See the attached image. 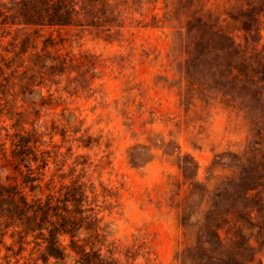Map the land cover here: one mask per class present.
I'll return each mask as SVG.
<instances>
[{"label":"trees","instance_id":"trees-1","mask_svg":"<svg viewBox=\"0 0 264 264\" xmlns=\"http://www.w3.org/2000/svg\"><path fill=\"white\" fill-rule=\"evenodd\" d=\"M205 5L199 3L197 25L216 27L226 19L223 12ZM124 8L115 0H0L3 264H154L143 237L134 236L122 246L110 222L104 221L103 212L117 204L118 193L86 177V159L67 164L72 147L62 152L65 144L89 146L94 139L86 130L80 133L83 121L67 107L53 114L64 98L58 89H50L65 75L70 95L84 86L91 90L97 75L92 53L62 50L67 31L60 29L79 26L111 33L123 27ZM261 18L264 6L256 20ZM14 28L16 35L4 40ZM191 29L187 25L182 36ZM39 36L44 37L42 45ZM228 38L225 48L239 62L224 64L222 86L239 85L245 96L262 99L260 106L223 102L230 113L242 114L246 143L238 152L215 155L203 180L193 157L178 155L182 181L172 184L178 187L175 207L184 241L175 253L176 264H262L264 120L258 113H264V45L253 25L245 27V34L231 33ZM185 63L181 75L186 93L206 103L213 97L191 72L192 61ZM128 156L135 166L152 157L143 145L132 146Z\"/></svg>","mask_w":264,"mask_h":264},{"label":"rangeland","instance_id":"rangeland-1","mask_svg":"<svg viewBox=\"0 0 264 264\" xmlns=\"http://www.w3.org/2000/svg\"><path fill=\"white\" fill-rule=\"evenodd\" d=\"M115 1L126 6L123 27L111 33L79 26L60 29L67 31L62 50L92 53L97 70L91 90L84 86L70 95L65 75L50 87L64 98L53 114L67 107L83 121L80 133L86 130L94 139L89 146L67 143L61 151L71 145L67 164L86 159V177L118 193L117 204L103 212L117 243L126 246L141 236L151 248L154 264H176L175 253L184 241L175 207L178 187L172 184L182 181L177 157L192 156L203 180L215 155L238 152L246 143L242 114L230 113L223 102L260 106L262 97L257 95L258 103L239 85L223 87L220 72L224 64L239 62L225 48L231 33L245 34V27L253 25L264 45V18L256 20L264 0ZM200 2L217 8L226 19L216 27L197 25ZM187 25L192 29L182 36ZM16 33L14 28L4 40ZM43 38H37L39 45ZM187 59L192 61L191 72L213 97L206 103L186 93L181 74ZM258 116L264 120L261 111ZM134 145L146 146L152 157L132 165L128 152ZM261 259L264 264V249Z\"/></svg>","mask_w":264,"mask_h":264}]
</instances>
